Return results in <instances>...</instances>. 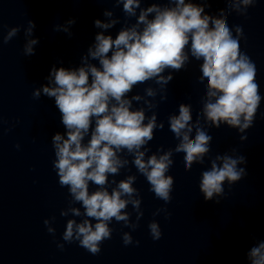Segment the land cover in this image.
<instances>
[{"label": "clouds", "instance_id": "1", "mask_svg": "<svg viewBox=\"0 0 264 264\" xmlns=\"http://www.w3.org/2000/svg\"><path fill=\"white\" fill-rule=\"evenodd\" d=\"M113 2L116 7L122 5L124 14L116 35L108 30L121 20L113 10L105 9L106 19L94 20V27L100 31L79 65L54 64L46 83L32 93L37 100L41 96L54 100L64 128L51 137L52 166L60 187L67 188L70 197L60 212L62 217H71L66 220L62 240L77 243L92 255H98L104 241L112 238L113 221L135 230L144 215L140 191L134 186L137 174L116 179L123 169L130 171L129 165L145 178L155 198L167 205L174 186V177L168 174L174 155L184 154L185 170L209 157L199 191L205 201L220 203L217 198L224 196V185L231 187L247 175L246 168L241 167L247 161L236 154V149L210 157V129L225 125L236 129L241 141L246 140L243 134L253 127L264 99L256 80V64L241 46L243 25L233 26L228 19L232 12L247 17L257 0H224L226 8L215 15L206 11L210 0H167L146 7L142 6L144 0ZM75 23L71 18L64 25H55L54 31L71 37ZM35 27V22L28 20L24 28L26 57L35 55L39 44ZM20 31V26L10 28L3 43ZM192 60L200 62L197 82L205 87L201 108L194 120L192 104L179 103L178 111L167 117L169 131L177 141L175 147L165 150L161 145L153 152L150 142L156 131L164 128L156 110L168 98L167 85L174 73L185 70ZM149 82L156 86L145 87L143 94L134 93L139 85ZM129 205L136 213L135 222L127 210ZM161 212L166 219L171 215L162 207L153 216ZM54 220H44L53 236ZM148 229L153 240L161 238L158 221H150ZM122 240L126 246L133 243L130 232H124ZM57 247L63 250L64 244ZM246 259L248 264H264V240L247 251Z\"/></svg>", "mask_w": 264, "mask_h": 264}]
</instances>
